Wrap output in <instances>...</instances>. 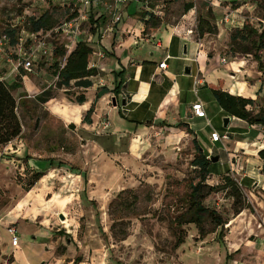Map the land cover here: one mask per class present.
Listing matches in <instances>:
<instances>
[{
    "label": "rangeland",
    "instance_id": "obj_1",
    "mask_svg": "<svg viewBox=\"0 0 264 264\" xmlns=\"http://www.w3.org/2000/svg\"><path fill=\"white\" fill-rule=\"evenodd\" d=\"M214 2L140 0L136 5L131 1L128 8L130 13L148 11L154 16L161 11L167 17L159 25L184 26L182 35L199 47L203 62L226 69L232 80L255 86L249 98L254 100V112L262 110L264 51L258 53L263 65L260 71L251 54L234 51L230 36L242 24L258 33L264 28V0ZM189 3L192 7L186 13L190 14L182 17ZM45 10H53L60 25L31 35L32 42L26 46L25 18ZM86 10L79 0H0V79L10 83L20 78L22 86L13 95L18 99L25 94L17 108L21 134L0 148V264H235L238 260L264 264V166L244 153L253 151L236 145L231 148L232 136L225 146L210 140L209 131L223 133L226 128L225 115L208 87L184 86L187 100H201L207 112L209 125L205 120L194 124L198 133L176 131L168 143L167 131L157 126L143 133L131 152L121 150L112 156L98 152L82 139L80 129L66 126L46 110L45 102L36 101L35 96L45 89H51L54 99L65 97L72 102L83 91L74 82L56 87L52 53H38L30 70L22 61L42 41L51 49L62 45L67 51L77 40L90 41L88 32L94 25L88 18L100 16L102 8ZM74 12L77 17L66 21ZM204 17L214 30L200 36L197 26ZM7 25L21 29L18 45H11L3 32ZM237 38L238 47L247 42L239 34ZM232 61L238 62L236 68L231 67ZM241 81L239 91L244 89ZM258 133L262 134L258 141L263 143V126L254 125L246 136L252 139ZM195 144L209 159L217 157L214 163L210 159L207 184H222L228 175L241 188L245 207L237 214L232 209L234 199L225 189L213 191L203 200L226 221L223 242L218 239L220 227L209 220L203 224L204 237L195 224L179 225L177 221L186 210L191 184L199 180V170L193 165L198 155ZM32 159L37 168L29 164ZM36 170H44L42 176L46 177L26 191ZM10 226L16 229L17 246L11 244ZM179 235L184 241L176 246Z\"/></svg>",
    "mask_w": 264,
    "mask_h": 264
},
{
    "label": "crops",
    "instance_id": "obj_2",
    "mask_svg": "<svg viewBox=\"0 0 264 264\" xmlns=\"http://www.w3.org/2000/svg\"><path fill=\"white\" fill-rule=\"evenodd\" d=\"M130 2L122 7L120 21L114 22L113 18L104 15L102 30L98 28L99 31L88 32L90 41L87 43L93 50L89 56V66L95 67L97 74L90 78V87L82 88L85 101L79 104L60 97L49 99L44 104L46 110L58 116L66 126L73 125L70 127L80 129L82 139L87 144H91L100 153L112 156L121 153V150L131 152L137 141L141 140V135L157 126L162 131H167L168 143L173 141L176 131L184 134L192 130L198 133L199 129L194 124L205 120V124L209 125L207 112L205 110L206 118L189 115L191 104L199 99L187 100L184 88L185 85L194 88L196 76L200 80L197 86L253 97L255 86L248 87L241 80H232L228 78L226 69L215 68L213 64L211 66L210 63L203 62L199 47L182 35L184 26L172 28L161 23L152 32L147 31L148 35H144L143 20L148 16L143 18L135 10L130 13ZM137 2L134 1L135 5ZM185 13L182 17H187L190 11ZM155 16L163 20L167 14L160 11ZM184 46L186 52L183 51ZM164 58L166 66L159 68L158 65ZM236 63L238 62L232 61L231 67L236 68ZM186 66H190V74L184 73ZM239 81L244 83L242 91L238 90ZM116 84L120 86L115 94L113 89ZM102 88L106 92L96 97ZM202 104L204 106L203 102ZM91 107L90 122H84L83 117ZM224 115L227 116L225 113ZM103 122H107V126ZM179 123L183 125L177 126ZM225 128L230 137H233L231 148L236 145L237 148L253 151L250 154L246 151L244 153L253 158L257 165L264 166V161L258 156V151L264 147V142L258 141L262 134L258 133L252 139L246 136L254 125L232 116ZM30 161H33L30 165L38 167L35 160ZM45 177L46 175L42 176L41 180ZM240 263L247 264L235 261V264Z\"/></svg>",
    "mask_w": 264,
    "mask_h": 264
},
{
    "label": "trees",
    "instance_id": "obj_3",
    "mask_svg": "<svg viewBox=\"0 0 264 264\" xmlns=\"http://www.w3.org/2000/svg\"><path fill=\"white\" fill-rule=\"evenodd\" d=\"M154 1L165 2L166 0ZM191 7V3L186 4L184 12L190 10ZM141 14L143 18L145 16H148L146 20H143L145 25L143 34L148 35V32H152L158 27L160 19L154 16L151 12L148 13V11ZM75 17H77L76 12L69 15L66 21H70ZM88 20L94 25V27H92L90 30L94 32L95 30L99 31L98 27L104 22L105 18L102 15L96 18L90 16ZM59 25L60 24L58 22V18L55 16L53 10H45L38 16L26 17L22 28L29 34V36L25 40L26 46L32 42V39L30 38L31 35L37 36L43 32L51 31ZM197 27L200 36L206 32H213L214 30L213 25L206 17L200 18ZM19 30L21 29L17 28V26H5L3 32L7 35L8 38H10L11 45H18L21 37L18 34ZM237 34L240 35L243 41H247L245 42V44L239 45V47L237 42ZM248 36H255V38L253 37L248 41V39L250 38H248ZM230 43L232 47L235 46V52L241 54H251L258 63V69L262 71L263 65L261 62V56L258 53L261 50L264 51V28L258 33L257 30L252 28L251 26L242 24V26L238 30H236V35L232 34L230 36ZM92 51V48L85 40H77L73 48H71V50L69 51H67L66 48L62 45L52 48V58L54 61L52 64V74L57 77V88L68 87L70 86L71 82H74V84L80 88H88L92 85V81L90 78L97 74L96 68L93 66H89V56L91 55ZM21 86L22 82L20 78H16L10 83L6 82L3 79H0V148L13 141L15 138H18L21 134L22 124L20 121V117L17 114V108L19 103H23L22 98L25 94L19 95L18 99H16V97L13 95V91L20 88ZM119 86L120 85L118 84L115 85L113 89L115 94L117 93ZM105 92L106 90H103L102 88L100 91H98L96 97H100ZM211 93L215 98L218 106L226 115L242 119L249 125H259L264 127V108H261L262 110L254 112V109L252 107L254 101L253 99L240 95H234L218 88H212ZM52 97L53 92L51 91V89H45L41 93L36 95L35 99L38 102L44 103ZM84 101L85 97L81 92L77 95L74 102L80 104ZM92 109L93 108L91 107L86 111L83 117L84 122H90L89 117L91 115ZM195 146L198 151V155L194 159L193 165L199 170V180L196 183L191 184V190L189 192L186 210L182 214H180L177 221L179 225H182L184 223L195 224L200 237H204L207 231L204 229L203 224L206 220H209L214 224V226L220 227L218 239L223 242L222 228L226 221L223 220L218 212L206 207L203 204V200L211 192L225 189L226 193H229L230 196L234 199L232 209L233 212L237 214L245 207L242 200L241 188L239 187L237 182L232 180L228 175L224 176L222 184H218L215 186L207 184L205 180L207 175L209 174V167L212 162L209 158H207V155L203 153L201 146H199L198 144H195ZM258 156L264 161V147L258 151ZM51 164L52 163L49 162V165ZM43 174V170H36L32 174V178L28 185L29 187L26 188V191H28L29 188L34 184V182L41 178ZM86 182L87 180L84 176V184ZM177 239L178 240L175 244L176 246L180 245L184 241V236L179 235Z\"/></svg>",
    "mask_w": 264,
    "mask_h": 264
},
{
    "label": "built area",
    "instance_id": "obj_4",
    "mask_svg": "<svg viewBox=\"0 0 264 264\" xmlns=\"http://www.w3.org/2000/svg\"><path fill=\"white\" fill-rule=\"evenodd\" d=\"M79 1L81 2V5L84 6V8L88 10V12L90 11L91 7H94V6L101 7L102 12L100 15H105L107 17H111V18H113L114 22H118L122 18V14H123L122 13V7H124L127 4V2L139 1V0H79ZM191 1L194 2L196 0H191ZM205 1L208 2L210 5H214L216 3V2H214V0H205ZM154 13H155V15L158 16L160 11H155ZM227 13L224 16V20L226 22L230 19L229 14H227ZM75 18H73V19H75ZM83 18H84V16H83ZM236 23H239V21H237ZM68 25H71V24L69 23ZM233 25L236 26L238 24H233ZM38 53H41L44 56L50 55L52 53V49L50 47H48L44 41L39 42L35 48H33V49L31 48L30 53L28 54V57L24 58V60L22 61L23 67L26 70H30L32 68V58L35 57ZM167 57L168 56H166V58ZM166 58H164V60L159 63V65H158L159 68H164L166 66V63H165ZM223 62H224V60H223ZM198 84H200V80L196 76L195 80H194L195 88ZM190 109H191L192 115L195 116L196 118H206V112H205L204 106L200 100L193 102L190 106ZM103 125L107 126V122H103ZM210 140L214 143L218 142L221 145L225 146V143L230 140V133L228 131H224L223 133H218L215 130H213L210 133ZM207 158H209V156H207ZM7 231L11 236L12 246H17L18 245V238L16 235L15 227L10 226V227H8Z\"/></svg>",
    "mask_w": 264,
    "mask_h": 264
},
{
    "label": "water",
    "instance_id": "obj_5",
    "mask_svg": "<svg viewBox=\"0 0 264 264\" xmlns=\"http://www.w3.org/2000/svg\"><path fill=\"white\" fill-rule=\"evenodd\" d=\"M183 51L184 52H186V46H184L183 47ZM184 73L185 74H190V66H186L185 68H184ZM113 102L115 103V100L113 99ZM192 114V112H189V115H191ZM231 118H232V116H225L224 118H223V126L224 127H228V125H229V123H230V121H231ZM211 159V161L212 162H214V161H216L217 160V157L216 156H214V157H212V158H210ZM59 218L61 219V220H63L64 219V215L60 212L59 213Z\"/></svg>",
    "mask_w": 264,
    "mask_h": 264
}]
</instances>
